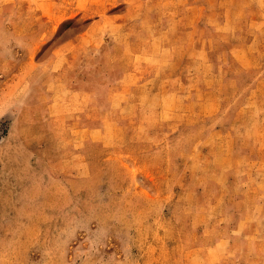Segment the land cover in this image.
<instances>
[{"label":"rangeland","instance_id":"rangeland-1","mask_svg":"<svg viewBox=\"0 0 264 264\" xmlns=\"http://www.w3.org/2000/svg\"><path fill=\"white\" fill-rule=\"evenodd\" d=\"M0 264H264V0H0Z\"/></svg>","mask_w":264,"mask_h":264}]
</instances>
